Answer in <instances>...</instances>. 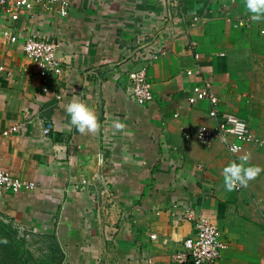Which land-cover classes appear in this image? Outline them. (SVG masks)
<instances>
[{
    "label": "crops",
    "instance_id": "0c3cea01",
    "mask_svg": "<svg viewBox=\"0 0 264 264\" xmlns=\"http://www.w3.org/2000/svg\"><path fill=\"white\" fill-rule=\"evenodd\" d=\"M68 2L67 17L34 7L13 23L0 12V36H17L13 44L0 39V63L14 72L0 79V170L47 189L0 198L10 243L42 258L37 264H176L172 255L195 234L185 218L193 209L229 244L215 264H264V171L231 192L222 174L244 156L264 169V149L248 144L236 158L220 142L205 147L184 136L216 126L209 100L189 104L193 86L207 80L220 112L264 139V22L251 20L244 0ZM26 37L60 43V78L40 76L24 53ZM148 60L154 100L140 105L129 76ZM73 97L94 109L97 132L69 126ZM117 118L121 131L111 127ZM15 126L19 133L4 135ZM96 172L108 178L115 203L100 200L98 187L75 189Z\"/></svg>",
    "mask_w": 264,
    "mask_h": 264
},
{
    "label": "built area",
    "instance_id": "2783aa9c",
    "mask_svg": "<svg viewBox=\"0 0 264 264\" xmlns=\"http://www.w3.org/2000/svg\"><path fill=\"white\" fill-rule=\"evenodd\" d=\"M34 7L44 11L57 10L63 17L69 14L70 4L68 0H0V12L7 21L16 23L20 17ZM240 22L236 25H243ZM13 30H6L0 36L1 40H6L10 44L17 41L16 33ZM24 53L28 59L33 61L38 67L39 74L43 79H58L63 75L64 65L59 58L61 45L55 40H45L37 37H26L24 43ZM190 50L194 53L196 60L200 59L197 52L198 43L195 40L190 42ZM152 60L157 56L151 57ZM151 60L147 61L145 66L137 71L130 73L132 82V98L140 105H147L154 100L153 85L148 75V69ZM13 70L4 63H0V79L11 78ZM189 75L192 71L187 72ZM57 99H62V95H57ZM209 100L211 103L210 118L215 122V128L200 127L190 129L185 132L186 138L196 139L205 147H211L216 142H220L226 150L238 158L244 152L245 145H253L264 149V139L259 138L249 127L248 123L231 113L220 112L219 98L213 93L212 84L203 80L202 83L193 86L189 97V104L196 105L201 101ZM52 125L47 124L45 134L50 135ZM18 126L12 127L4 135L19 133ZM236 145L239 151H230L231 146ZM105 155H98V165L105 164ZM98 187V197L100 200H107L115 203L116 196L112 191L110 182L102 172H96L91 179L83 178L74 185L79 191H86L89 187ZM246 187H237L236 191H241ZM40 190L43 193L47 190L35 182L24 181L13 177L9 172L0 170V198L5 192L20 194ZM185 218L194 225L195 234L185 239L181 248L172 255V260L176 264H215L219 261L222 254L229 248L227 241L223 239L220 229L213 224L203 213L193 209L186 212ZM155 239L156 237L153 236Z\"/></svg>",
    "mask_w": 264,
    "mask_h": 264
},
{
    "label": "clouds",
    "instance_id": "9594fccd",
    "mask_svg": "<svg viewBox=\"0 0 264 264\" xmlns=\"http://www.w3.org/2000/svg\"><path fill=\"white\" fill-rule=\"evenodd\" d=\"M244 7L252 21L264 22V0H244ZM65 111L70 117L69 126L75 127L81 134L95 133L100 128L94 109L78 97H73L66 105ZM111 127L121 131L125 125L117 118L112 121ZM230 151L237 152L239 148L233 145ZM262 171L264 169L259 166L248 165L247 156L241 157L240 162L233 161L223 169L224 187L229 192L237 187H247Z\"/></svg>",
    "mask_w": 264,
    "mask_h": 264
},
{
    "label": "rangeland",
    "instance_id": "374dc122",
    "mask_svg": "<svg viewBox=\"0 0 264 264\" xmlns=\"http://www.w3.org/2000/svg\"><path fill=\"white\" fill-rule=\"evenodd\" d=\"M16 230L17 233L26 234L27 231ZM13 233L12 230L6 229L0 226V264H27L31 262L32 264H37L38 261L43 260L42 258H31L26 252V248L22 246V243L14 245L10 243V234ZM38 260V261H37Z\"/></svg>",
    "mask_w": 264,
    "mask_h": 264
}]
</instances>
